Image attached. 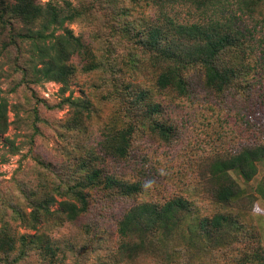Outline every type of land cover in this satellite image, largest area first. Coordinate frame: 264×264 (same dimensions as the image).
Masks as SVG:
<instances>
[{"label": "rangeland", "instance_id": "rangeland-1", "mask_svg": "<svg viewBox=\"0 0 264 264\" xmlns=\"http://www.w3.org/2000/svg\"><path fill=\"white\" fill-rule=\"evenodd\" d=\"M58 1L64 4L65 0ZM67 1L79 11L67 28L92 55L89 59L70 58L73 72L65 85L45 79L37 71L40 65L32 56L31 41L16 35L25 32L22 24L0 25V96L7 101L8 118L7 129L0 133V226L15 238L25 233L37 235L38 240L49 238L57 254L54 262L47 263L37 248L27 247V255L12 260L13 252L8 264H233L235 248L244 245L235 238L244 235L249 244L253 233L233 227L225 236L206 238L197 223L218 213L238 215V221L252 229L264 247V161L257 162V172L247 182L236 171L230 172L240 196L229 207L215 198L209 176L215 160L264 144V106L251 105L249 110L240 92H214L205 85L199 67L183 74L185 93L159 89L156 78L160 69L136 41L148 27L149 18L160 14L158 6L146 0ZM221 3L217 16L240 14L237 4ZM259 8L264 14V6ZM165 13L182 24L207 18L186 4L168 7ZM243 19L251 22L246 15ZM91 58L97 64L92 70L85 66ZM139 92L145 93L143 100L138 99ZM69 99L86 106L71 107ZM152 103L160 104L159 112L149 113ZM156 121L171 128L168 140L153 131ZM130 125L135 127L124 158L101 148L107 132ZM94 155L97 157L89 161ZM94 168L103 176L138 182L141 190L123 196L103 185L83 187L86 212L74 221L66 220L58 202L71 199V188H67ZM177 197L187 201L189 211L176 232L147 237L137 258L116 254L121 241L117 222L131 206L163 204ZM43 198L55 200L53 213L36 230L29 228L24 219ZM223 242L227 244L219 245ZM20 249L17 240L15 251Z\"/></svg>", "mask_w": 264, "mask_h": 264}, {"label": "trees", "instance_id": "trees-1", "mask_svg": "<svg viewBox=\"0 0 264 264\" xmlns=\"http://www.w3.org/2000/svg\"><path fill=\"white\" fill-rule=\"evenodd\" d=\"M41 1L0 0V25L7 26L13 22L22 24L25 32L19 31L16 35L31 41L34 51L32 56L38 59L40 65L37 71L43 78L65 85L73 72L70 58L80 55L89 59L92 52L79 36L67 28L66 24L79 15V11L71 2L65 0L64 4H60L58 0ZM146 1L158 6L160 14L154 13L149 18L148 27L136 41L137 46L145 50L148 60L160 69L156 78L159 89L170 88L179 94L185 93L186 82L183 74L188 68L199 67L202 69L205 85L214 92H240V95L245 96L249 110L251 105L264 106V14L259 8L264 6V0H224L225 3L237 4L240 13L238 16L234 13L224 17L217 16L221 14L219 10L222 8V0ZM178 4L194 6L207 15L206 21L178 23L172 15L165 13L166 8ZM243 15L251 22L245 23ZM259 16L262 17L261 20H258ZM85 66L92 70L97 64L91 58ZM22 70L25 78L27 69L23 67ZM144 94L139 92L138 99L140 97V100H143L141 97ZM68 103L71 107L86 106L77 105L76 99H69ZM148 111L150 114L159 112L160 104L152 103L148 106ZM251 122L256 125L254 120ZM248 124L254 127L251 123ZM152 125L153 131L160 137L166 140L170 138L169 126L157 121ZM7 126V101L0 96V133L4 132ZM134 127L130 125L109 130L101 140V148L114 157L124 158L128 153ZM249 130L252 133V130ZM96 157H89V161ZM259 161H264V144L247 146L225 159L215 160L210 166L209 176L215 186L214 195L217 201L229 207L239 199L240 188L230 172L236 171L247 182L255 176ZM101 176V170L94 168L88 171L84 179L67 188H71V199L58 202V210L64 213L66 220L74 221L86 212L88 202L82 192L83 187L103 185L106 189L117 190L123 196L133 195L141 190L138 182L128 183L111 175H105L103 178ZM54 201L52 198H43L33 204L24 219L25 224L35 229L43 222L42 219L48 220L53 213L51 205ZM188 211L187 201L180 197L163 204L142 202L131 206L117 222L116 232L121 241L116 254L126 255L131 259L137 258L145 249L147 237L173 234L182 226L184 215ZM237 216L218 213L199 219L197 226L206 238L225 236L233 227L246 229L253 233V236H250L253 240L248 244L244 235L235 238L238 243L244 242V245L235 248L237 256L230 261L233 264H264V247L257 242L255 232L245 228ZM36 236L25 233L15 238L1 225L0 264H8L13 252L16 255L12 260L21 259L24 254L27 255V247L37 248L42 258L48 259L47 263L54 262L57 254L56 248L52 247V241L49 238L41 240L40 237L38 240ZM17 240L23 248L20 252L15 251ZM40 241L42 243L39 244ZM226 244L223 242L219 245Z\"/></svg>", "mask_w": 264, "mask_h": 264}]
</instances>
